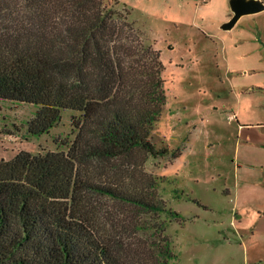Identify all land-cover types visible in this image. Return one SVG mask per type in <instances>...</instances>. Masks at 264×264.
I'll list each match as a JSON object with an SVG mask.
<instances>
[{"label":"trees","instance_id":"trees-1","mask_svg":"<svg viewBox=\"0 0 264 264\" xmlns=\"http://www.w3.org/2000/svg\"><path fill=\"white\" fill-rule=\"evenodd\" d=\"M114 3L0 0V99L37 106L27 122L36 136L63 109L77 112L66 148L0 158V264L176 257L166 222L142 217L166 210L158 177L145 169L150 155L172 154L152 140L167 100L161 51Z\"/></svg>","mask_w":264,"mask_h":264},{"label":"rangeland","instance_id":"rangeland-1","mask_svg":"<svg viewBox=\"0 0 264 264\" xmlns=\"http://www.w3.org/2000/svg\"><path fill=\"white\" fill-rule=\"evenodd\" d=\"M111 1L130 11L164 64L167 100L152 140L172 154L150 155L145 169L158 177L166 210L142 217L166 222L176 255L169 264H264V165L249 163L245 144L264 120V9L224 29L230 0ZM36 110L0 99V158L59 150L73 139L76 111L63 109L58 124L36 136L27 130Z\"/></svg>","mask_w":264,"mask_h":264},{"label":"crops","instance_id":"crops-1","mask_svg":"<svg viewBox=\"0 0 264 264\" xmlns=\"http://www.w3.org/2000/svg\"><path fill=\"white\" fill-rule=\"evenodd\" d=\"M250 125L251 124H240V130H250ZM253 128L256 130L254 133V140L245 143L249 148V163L252 165H264V120L258 121L254 124Z\"/></svg>","mask_w":264,"mask_h":264},{"label":"water","instance_id":"water-1","mask_svg":"<svg viewBox=\"0 0 264 264\" xmlns=\"http://www.w3.org/2000/svg\"><path fill=\"white\" fill-rule=\"evenodd\" d=\"M232 17L223 23L222 28H233L245 14L257 13L264 9V0H230Z\"/></svg>","mask_w":264,"mask_h":264}]
</instances>
